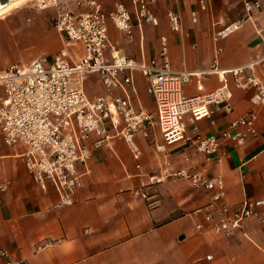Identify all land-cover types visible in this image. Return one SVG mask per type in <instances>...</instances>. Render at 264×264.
I'll return each mask as SVG.
<instances>
[{
	"label": "crops",
	"instance_id": "obj_1",
	"mask_svg": "<svg viewBox=\"0 0 264 264\" xmlns=\"http://www.w3.org/2000/svg\"><path fill=\"white\" fill-rule=\"evenodd\" d=\"M99 1L106 12L115 3V0ZM30 4L24 7L52 10V17L37 12L26 22L22 15L16 16L20 8L0 19L5 20L4 26L9 29L11 25L28 26L20 38L29 42L34 47L32 50L39 49L31 59L45 52L54 56L59 45L47 49L46 43L50 39L47 30L54 26L55 11L40 9L37 2ZM261 4V9L242 29L218 43L214 42V36L224 27L220 21L228 25L247 18L242 0H161L153 8L160 27H136L132 40L125 39L110 21V43L137 64L157 57L160 37L166 36L172 69L198 73L185 87L186 96L214 93L226 84L232 93L233 111L227 113L218 107L212 119L197 124L188 119L189 140L170 147L166 153H157L155 146L163 143L157 105L148 93L147 79L142 73L134 72L130 99L135 110L149 118L144 127L149 136L143 135L144 130L135 135L143 153L144 174L137 170L131 151L120 136L122 126L109 123L112 138L94 151L87 165H78L83 175L82 186L76 191L73 204L62 209H55L58 195L52 187L46 194L37 190L20 159L24 147H8L0 135V187L6 186L4 191L0 190V264L6 260L25 264H264L262 224L248 219L232 238L213 231L203 233L197 229L204 221L198 210L209 202L210 193L169 176L180 169L194 167L205 178L223 177L226 203L233 211L245 200H264V105H252L253 92L235 89L230 75L209 72L217 49L222 48L219 71L260 61L255 71L264 82V33L260 35L264 31V0ZM169 11L181 16L182 33L170 31ZM71 51L81 55L82 46H75ZM43 56L46 53L36 59ZM11 63L5 69L14 65ZM83 87L89 98L105 95L97 76L88 77ZM114 95L124 96L121 90ZM248 112L255 115L257 135L244 147L226 146L227 152L220 162H207L197 152L198 136L219 134ZM96 140L92 137L88 144ZM186 157L190 159L188 162ZM152 175L160 178L154 185L149 183ZM142 183L148 184L144 191L149 200L137 194ZM2 251L8 253V259L1 257Z\"/></svg>",
	"mask_w": 264,
	"mask_h": 264
},
{
	"label": "built area",
	"instance_id": "obj_2",
	"mask_svg": "<svg viewBox=\"0 0 264 264\" xmlns=\"http://www.w3.org/2000/svg\"><path fill=\"white\" fill-rule=\"evenodd\" d=\"M159 1L115 0L112 10L106 12L99 0H41L38 8L55 11L54 27L63 39L64 48L52 59L40 57L29 64H14L0 71V135L6 146L24 147L20 159L41 194L48 193L51 187L54 189L58 195L55 209L73 204L74 195L83 182L78 165H87L94 151L112 138L109 123L122 126L120 136L131 151L137 170L144 174L143 153L135 135L144 130L143 135L149 136L144 129L149 118L136 111L130 99L134 72L142 73L147 79L148 93L157 105L163 137V143L155 146L157 153H166L170 147L189 140L188 119L193 124L212 119L218 107L232 113V93L226 84L214 93L186 96L185 87L198 73L172 69L166 36L160 37L159 55L141 64L110 43V21L127 40L133 39L136 27L141 29L150 25L159 28L160 19L153 9ZM242 1L247 18L228 25L220 21L224 27L214 36L215 43L242 29L262 7L261 0ZM167 19L172 33H182V18L177 12L169 11ZM263 33L260 31V35ZM78 44L82 46L81 55L71 51ZM222 52V48L217 49L209 72L230 75L235 89L253 92L252 105H264V82L255 71L260 61L230 71H219L217 65ZM90 76L99 78L105 95L88 97L83 86ZM117 90H121L124 96H115ZM255 120L254 113L248 112L233 120L219 134L198 136L197 152L205 156L207 162H220L227 152L226 146L242 148L257 135ZM92 137L97 140L89 145ZM185 160L190 159L186 157ZM169 176L186 180L210 193L209 202L198 210L204 221L197 225V229L203 233L213 231L232 238L248 219H256L264 227V200H245L237 210H231L226 203L223 177L205 178L194 167L180 169ZM159 181L156 175L149 177L150 185ZM147 187V183H142L141 191L137 193L144 200H149L144 191ZM5 189V185L0 187L2 191ZM1 257L8 259L9 255L2 251ZM211 259L209 256L208 260ZM5 264L25 262L6 260Z\"/></svg>",
	"mask_w": 264,
	"mask_h": 264
},
{
	"label": "rangeland",
	"instance_id": "obj_3",
	"mask_svg": "<svg viewBox=\"0 0 264 264\" xmlns=\"http://www.w3.org/2000/svg\"><path fill=\"white\" fill-rule=\"evenodd\" d=\"M37 12H39L42 16L46 15L47 18L52 17L50 13L52 12V10H38L33 7L21 8L20 10L17 11L16 16L22 15L23 20L26 21V19L28 20V18L31 15H33V13H37ZM4 21H5L4 19H0V67H3L0 68L1 70H4L7 66H9L10 62H12L11 65L29 64L31 61L41 56V54L44 55L46 53V56L43 57H48L49 59H52L55 56L45 52L31 59L34 54L39 52V49L32 50V48L34 47H31L32 45L29 42H25L22 40V38H20L21 33L28 31V26L19 24L18 27H14L13 25H11L9 29L8 27L4 26ZM47 36L50 39H48L46 43V48L54 49L57 47V45H59V51L57 52V54L60 53L61 50L64 48V45L63 42L61 41L59 33L57 32L54 26L51 25V27L48 28ZM77 46H81V44H78Z\"/></svg>",
	"mask_w": 264,
	"mask_h": 264
},
{
	"label": "bare ground",
	"instance_id": "obj_4",
	"mask_svg": "<svg viewBox=\"0 0 264 264\" xmlns=\"http://www.w3.org/2000/svg\"><path fill=\"white\" fill-rule=\"evenodd\" d=\"M40 1L41 0H12L7 5L0 8V17H3L4 15H8L17 9L27 6L30 3L37 2L38 4V2Z\"/></svg>",
	"mask_w": 264,
	"mask_h": 264
},
{
	"label": "water",
	"instance_id": "obj_5",
	"mask_svg": "<svg viewBox=\"0 0 264 264\" xmlns=\"http://www.w3.org/2000/svg\"><path fill=\"white\" fill-rule=\"evenodd\" d=\"M10 1H12V0H0V8H2L5 5H7Z\"/></svg>",
	"mask_w": 264,
	"mask_h": 264
}]
</instances>
